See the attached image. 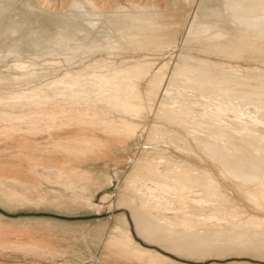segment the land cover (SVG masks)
<instances>
[{
	"label": "bare ground",
	"instance_id": "1",
	"mask_svg": "<svg viewBox=\"0 0 264 264\" xmlns=\"http://www.w3.org/2000/svg\"><path fill=\"white\" fill-rule=\"evenodd\" d=\"M212 1L215 2L217 0ZM220 1H222L223 7L217 13L216 11L211 12L206 10L207 12L204 13L205 15L202 16V19H199V21L192 20L190 25L188 24L189 29L186 32L190 36L189 41L194 40L198 44L204 45L210 53L222 50L223 48L232 52L235 48L243 46L247 41H253L250 52L258 56L264 54V46H262L264 44V0ZM14 2L13 0H0V39L6 40L17 37L15 40L16 46L4 48L5 50H1V48L0 52L4 51L5 53L3 52V54L5 55L17 54L16 56H18L20 54L19 48H23L20 45L24 40H29V35L35 32L34 29H36L37 25L34 27L30 26L34 31L30 29L28 32H24L26 35L18 32L19 25L24 21L23 18L25 15L27 17L29 15V13L24 16L21 15V12L25 11L22 9L21 14H18V18L15 19L17 15L14 18L17 20L16 24L13 21V26L8 24L10 18L8 19L6 14L11 10V6H15ZM192 2L193 0H184L187 6ZM117 8L119 10L123 9L120 6H117ZM164 14L155 10L151 12L142 11L138 14L126 13L125 10H120L113 17L109 16L113 19L111 24L113 25V29L111 25V28H109L111 32L113 30L120 35L117 43L119 42L121 47L124 43H138L137 41L140 38H144L145 43L142 45L146 47L156 43L158 40L171 42L176 35L177 30L175 27L178 25L176 24L177 22L174 23L170 20L172 19L171 14ZM11 15L14 17V14ZM30 15L32 16V14ZM86 17L89 16L86 14ZM61 19L64 20L65 18ZM69 19L72 23L73 21L70 16ZM78 19L80 18L78 17ZM65 20L64 22H67ZM80 23L82 25V22ZM86 25L89 26V23ZM90 26L88 27L89 30L94 29H90ZM88 28L83 32H87ZM37 29L39 28L37 27ZM64 29L54 32L52 43L49 46L46 45L48 46L46 50L40 49L42 50V55H51V53L55 54L53 53L54 51L60 50L62 52V50L67 49V46H64L67 44L65 40L69 41L68 39L72 35L70 37L69 35L66 36L65 32L68 28ZM24 30L21 31L23 32ZM108 30L106 31L109 32L110 30ZM158 30H162V32L157 35L156 32ZM76 33L78 32L76 31ZM34 34L36 35V33ZM50 36L47 35L48 38ZM64 36H66L65 40L63 39ZM104 36L106 37V35ZM42 37L46 38L45 36ZM84 37L86 36L84 35ZM84 37L83 39H73L75 42L73 45L82 46ZM108 37L111 38L110 36ZM97 40H100V38ZM112 40L110 43L114 42ZM39 41H32L31 44L36 46L35 43L38 44ZM85 42H87L86 38ZM110 43L107 46L104 45L109 50L115 46H109ZM29 46L28 48H30ZM23 51L27 52V50ZM106 58L101 57L91 65H98L101 62L103 68L94 77L88 78V80L84 76V79L73 77L69 73V69L71 68L67 67L63 70L65 73L60 80L50 81L51 77L45 84H37V81L45 76H53L58 72L59 69L57 68L61 62L52 58V60L46 62L47 72L42 73L35 71L37 63L26 64L24 61L16 59L10 67L15 73V76L10 79L13 86L18 85L19 87L23 83L27 84L30 82L35 83V85L26 94L22 93L23 95L7 99L0 98V116L9 119L11 117L12 120V117L15 118L16 108L19 107L25 109L31 105L42 106L55 104L61 100L71 101L77 99L88 102L91 100L99 105L103 103L112 110H118L119 103L115 100L120 99L122 94L127 96L135 93L138 87L134 80L141 75L149 73L153 67V63L148 62L142 65L135 63L136 65L126 67L127 69L115 70L112 67L114 63H108ZM182 58L184 59V63L176 66L170 77L165 78L163 66L158 69L156 78L160 82L164 81L166 87L160 94V99L156 96L159 99L158 104L156 103L158 107L156 106L155 112L157 121L148 124L150 125L148 127L149 133L152 134L153 138L152 140H148V145H152L153 142L158 143L159 139L165 146H172L179 153L181 152V154L180 156H173L174 158H179V160L172 159V157L168 159L162 155L141 158L140 161H145L146 164H137L135 166L139 169L140 173L129 174L128 179H125L130 189L128 194L122 195L129 201V205L128 203L126 205H128L132 213L136 230L147 239L162 243L164 246L170 245L175 251L178 248L189 255L194 256L195 254V258H197V255L210 254L211 251L216 252L215 250L219 248L231 250L232 248H239L238 250L240 251L261 252L264 254V217L261 218L262 216L258 217L250 214H243L241 216V214H237V212L229 209L223 190L227 188L225 182H229L231 188L235 189V192L238 190L246 194L245 197L254 210L264 212V76H252L251 78L235 77L233 70L220 73H206L208 70L207 66L209 65L208 61L192 56H182ZM70 59H66L67 66L69 67L71 66L68 63ZM211 64L218 67L216 63ZM94 68L96 67L94 66ZM88 76L90 75L88 74ZM15 89L17 88L15 87ZM124 101H127V99ZM137 112V109L133 107L129 108L127 105L122 106L118 110L119 116L125 120L134 116ZM35 115L33 114V116ZM160 120L172 128L158 125L157 122ZM181 130L186 137L180 133ZM194 158L200 159L204 164L208 160L207 165L211 164L218 171V174L209 166L205 167L189 161ZM56 173L55 170H47L48 177ZM9 182L18 183L16 180L6 181L0 179V190L7 199H18L22 202L30 201L25 194L9 186ZM252 187L261 188L262 204H260L261 201H259L258 195L251 192ZM119 198H122V196ZM68 200L70 202V199ZM116 222L118 224H114L112 230L118 232L119 235L112 240V243L126 257L135 258L139 261L147 260L152 264H179L168 256L162 255L158 251L144 247L136 242L131 235L129 222L126 219H123L122 222L121 220H117ZM201 258L203 257L201 256Z\"/></svg>",
	"mask_w": 264,
	"mask_h": 264
},
{
	"label": "rangeland",
	"instance_id": "2",
	"mask_svg": "<svg viewBox=\"0 0 264 264\" xmlns=\"http://www.w3.org/2000/svg\"><path fill=\"white\" fill-rule=\"evenodd\" d=\"M13 1H15V6L10 7V9L13 10L9 11L10 15L9 12L6 14L7 18H10V22L8 24L13 26L14 23L17 22L15 19H17L21 13L23 16L29 13L28 17L25 15V19L23 18L24 21L19 25L18 32L26 35L24 32L26 33L30 29L33 30L31 27L36 25V29L38 27L44 31L42 32L39 29L36 31V29H34V33H36V35L32 33L28 37L29 40L26 39L22 42L20 47L22 46L23 48H19L20 54H18V56H16L17 54H6L8 56L7 57L5 54H3L4 51L0 52L2 53L0 55L2 56L0 58V98L7 99L10 97H17V95L20 96L26 94L28 91L34 88L35 83L33 82L27 84L23 83L22 85H19V87L18 85L13 86V83L10 79L15 76V73L10 67L16 59H20L26 64L33 62L37 63L35 71L42 73L47 72L46 62L52 60V58H55L61 62L57 68L59 69L58 72H56L53 76H45L41 78L39 81H37V84H45L51 77L52 79H49L50 81L60 80L65 73L63 70L67 67L71 68L69 69V73L73 77L78 79L87 78L86 80H88V78L94 77V75H96L98 71L103 68L101 66V62H99L98 65L91 66L101 57H107L106 59L108 63H114V66L112 67H114L115 70L127 69L126 67H130V65H134L135 63L142 65L151 62L153 63V67L149 73L141 75L136 80H134L136 86L138 87H136L137 89L135 93L127 96L122 94L120 97L121 100H115L119 103L118 110L124 105L138 110V112L134 116H131L132 118L129 117L128 120L122 119L119 116L118 110H112L108 108L106 104L102 103V105H99L94 101L90 100L88 102L82 99L71 101L61 100L55 104L42 106L31 105L25 109H21L19 107L16 108V115L14 116L15 118L12 117V120L11 117L9 119L0 116V179L6 181L16 180L18 183L9 182L8 185L18 189V191L25 194L30 200L29 202H22L18 199H7L0 190V212L8 214L10 211H19L24 213L27 220H31L33 218V214H41L45 216V218H69V215L71 214L79 215L81 213H88L89 218H91L90 224H96L99 222V224L105 225L107 235L103 242V250L101 251L102 261L99 263L100 258L96 257L92 263H90L91 261H88L84 264H152L147 260L139 261L135 258H128L113 246L112 240L118 237L119 233L112 230V226L120 222H116L117 220H121L122 222L123 219H126L129 222L131 235L136 242L144 247L156 250L162 255L168 256L174 262H178L179 264H264V254L261 252L256 253L244 250L240 251L238 250L239 248H232V250L219 248L218 250H215L217 253L211 251L210 254L206 253L204 255H197V258H195V254L194 256L189 255L185 252H182V250L178 248L175 251V249L171 248L170 245L164 246L162 243L147 239L144 235L138 233L136 230L134 218L130 209L128 208L129 201L122 195L129 193L130 186L126 181L129 174L140 173L139 169H137L135 166L137 164H146L145 161H140L141 158L162 155L168 159L170 157L173 159V156H180L181 154V152L179 153L172 146H165V144L159 139L158 143H152L153 146L150 144L148 145V140L153 139L152 134L149 133L148 127L150 125L148 124H150V122L157 121L155 118L156 108L158 107L157 102L160 99V94L166 87V83L164 81L160 82L156 78L157 71L160 67L163 66L165 78L170 77L173 69L176 66L182 65L184 63L182 56H192L209 62L206 73H220L233 70L235 77L251 78L252 76H264V54L258 56L257 54L250 52V48L253 46V41H247L243 46L241 45L235 49L233 48L234 51L232 52H229L228 49L223 48L222 50L220 49L212 51L211 53L210 51H207L204 45H200L194 40L191 42L189 41L190 36L187 35V32L190 22H192V20L199 21V19H202V16H204V13L207 11H216L217 13L223 7L222 1L217 0L214 2L212 0H193V2L188 6L185 5L184 0ZM117 6L122 7L123 9L120 10H125L126 13L138 14L142 11L151 12L155 10L162 14H171L172 19L170 20H172L174 23L177 22L176 24L178 25L175 27L177 31L175 33L176 35L174 39L171 40V42H163L162 40H158L156 43L150 44L148 47H146L142 45L145 43L143 40L144 38H140L137 41L138 43H124L121 47L120 43H117V40L119 39L118 37H120V35H118V33L114 32L113 30L111 32L110 29L113 26L111 25L113 19L109 16L113 17L116 12L120 11ZM21 9L25 10L23 11L25 13L21 12ZM11 14H14V17ZM30 14H32L34 18ZM80 14L82 17H80ZM86 14L89 17H86ZM16 15L17 17L15 18ZM69 16L73 21L72 23L69 19ZM73 16L74 18H72ZM78 17L80 19H78ZM61 18H65L67 22H64L65 19L62 20ZM93 20L96 23H94ZM80 22H82V25ZM87 23H89V26L93 23L91 26L94 27L90 26V29H94L89 30V26L86 25ZM21 26L25 28H22ZM73 26L80 28L76 27V29ZM64 28H68L69 30L72 29L73 32L72 30L69 32V30L66 29L65 35H69V37L72 35L71 37H74H70V39H68L69 41H67L66 36L63 37L64 40L66 39L65 43L67 44L64 46H67V51L65 49L62 50V52L57 50L53 52L55 54L51 53V55H42V50L40 49L46 50V48L53 41L54 32ZM87 28V32H83L86 31ZM21 30L24 31L22 32ZM76 31L78 33H76ZM105 31L107 33L111 32L112 34H107ZM49 32H52V34ZM161 32L162 30H158L156 34L158 35ZM41 35L45 36L46 38L42 37ZM47 35H51V38H48ZM84 35L86 37H84ZM104 35H106V37ZM83 37L84 43L82 46L80 45L78 47L73 45L75 43L73 39H83ZM16 38L13 37L6 40L0 39V49L2 48L1 50H5L4 48L7 49L16 46ZM41 38L42 40H45L42 41ZM85 38L87 42H85ZM98 38H100V40H97V44L96 39ZM109 39H114L112 40L114 42L110 43L111 40ZM32 41H39V43H35V46L31 44ZM109 43V46L115 45L112 47L113 49L110 48L111 51L105 47ZM29 44H31L32 47L29 46ZM28 46L30 48H28ZM262 46H264V44ZM87 47L88 49H86ZM23 50H27V52H24ZM67 58H71L68 61V63L71 65L70 67L67 66ZM211 63L218 64V67L217 65H212ZM94 66L96 68H94ZM88 74L90 76H88ZM15 87L17 89H15ZM158 91L159 93H157ZM126 99L127 101H124ZM79 102L81 103L79 104ZM33 114L36 115L33 116ZM159 122H157V124L160 126H164L166 124L162 121V123ZM165 127L172 128L168 125H165ZM159 129L162 131L161 128ZM180 133L186 137L182 130ZM162 147L166 151H164ZM174 159L179 160V158ZM189 161L205 167L209 166L216 174H218V171L213 168L211 164L207 165L208 160L205 164L198 158H194ZM47 170H55L57 173L48 177ZM225 185L227 188H224L223 190L227 200V207L229 209L237 212V214H241V216L243 214H250L252 216H262L261 218L264 217V212H257L253 209L252 205L246 199V194L243 191L241 192L236 190L235 192V189L231 188L229 182H225ZM251 192H254L258 195L259 201H261L260 204H262L263 201L261 198V188L252 187ZM119 195H121L122 198H119L121 197ZM68 199H70V202ZM124 199L127 200L125 203ZM84 203L85 205H83ZM126 203H128V205H126ZM95 217L98 219L93 221L94 219L92 218ZM5 227L6 226L4 223L0 221V264H6L3 262H18L13 257L4 256L2 254L1 248L26 249V255L19 256L21 258L20 262H23V264H58L56 258L53 256L34 252V250L40 249V246L36 243H22L18 241H8L6 243L3 242L1 236ZM201 256L203 258H201Z\"/></svg>",
	"mask_w": 264,
	"mask_h": 264
},
{
	"label": "crops",
	"instance_id": "3",
	"mask_svg": "<svg viewBox=\"0 0 264 264\" xmlns=\"http://www.w3.org/2000/svg\"><path fill=\"white\" fill-rule=\"evenodd\" d=\"M25 217L19 211H10L8 214L0 212V221L6 226L1 236L3 242L36 243L40 249L34 252L51 255L58 264L92 263L96 257L100 258L99 263L102 261L101 251L107 235L106 226L99 222L90 224L88 213L71 214L69 218H45L41 214H33L31 220ZM92 219L95 221L98 218ZM1 251L4 256L18 261L3 263L23 264L19 256L26 255V249L1 248Z\"/></svg>",
	"mask_w": 264,
	"mask_h": 264
}]
</instances>
